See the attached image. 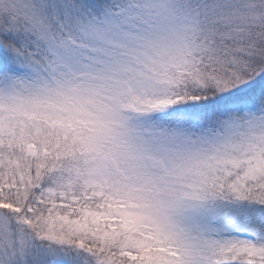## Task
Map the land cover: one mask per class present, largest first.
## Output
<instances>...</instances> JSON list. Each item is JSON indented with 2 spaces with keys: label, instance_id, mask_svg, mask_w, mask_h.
<instances>
[{
  "label": "snow or ice",
  "instance_id": "obj_1",
  "mask_svg": "<svg viewBox=\"0 0 264 264\" xmlns=\"http://www.w3.org/2000/svg\"><path fill=\"white\" fill-rule=\"evenodd\" d=\"M0 264H264V0H0Z\"/></svg>",
  "mask_w": 264,
  "mask_h": 264
}]
</instances>
